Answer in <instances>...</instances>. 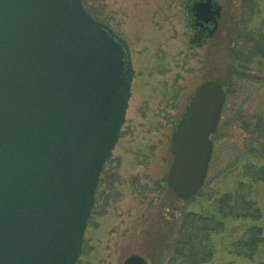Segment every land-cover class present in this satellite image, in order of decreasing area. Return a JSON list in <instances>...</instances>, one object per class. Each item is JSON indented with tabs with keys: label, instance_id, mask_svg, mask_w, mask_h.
Here are the masks:
<instances>
[{
	"label": "water",
	"instance_id": "obj_1",
	"mask_svg": "<svg viewBox=\"0 0 264 264\" xmlns=\"http://www.w3.org/2000/svg\"><path fill=\"white\" fill-rule=\"evenodd\" d=\"M213 8L191 11L209 23ZM133 73L127 43L81 0H0V264L76 263ZM225 98L204 81L177 122L165 182L179 199L205 182Z\"/></svg>",
	"mask_w": 264,
	"mask_h": 264
},
{
	"label": "rangeland",
	"instance_id": "obj_2",
	"mask_svg": "<svg viewBox=\"0 0 264 264\" xmlns=\"http://www.w3.org/2000/svg\"><path fill=\"white\" fill-rule=\"evenodd\" d=\"M194 1L87 0L94 18L127 43L134 73L124 122L101 172L75 264H122L133 254L153 264L146 255L145 239L149 230H156L151 224L159 209L175 203L165 178L177 122L199 84H222L231 69L241 70L230 47L239 0H215L222 9L219 27L200 40L194 37ZM252 1L256 14L245 30L264 34V0ZM245 72L260 82L252 85L256 92L245 108L253 111L261 104L264 108V61L254 59ZM242 129L239 124L222 129L220 140L213 145L215 152L203 188L184 203L188 211L219 219L217 198L247 181V165L264 167V156L246 154L248 136ZM237 155L238 162L230 168ZM252 198L261 210V220H223V230L210 235L213 256L207 264H264V243L251 258L238 255L232 246L252 225L260 226L264 237L261 184L253 185Z\"/></svg>",
	"mask_w": 264,
	"mask_h": 264
},
{
	"label": "trees",
	"instance_id": "obj_3",
	"mask_svg": "<svg viewBox=\"0 0 264 264\" xmlns=\"http://www.w3.org/2000/svg\"><path fill=\"white\" fill-rule=\"evenodd\" d=\"M82 4L94 17L87 0H82ZM238 9L230 47L241 70L231 69L222 83L226 91V102L223 116L216 132L211 135V141L214 145L220 140L223 128L239 124L248 136L246 141L249 150L246 154L261 158L264 156V108L262 104L253 111L245 108V104L256 92L252 85L260 82L256 76L245 71L246 66L254 59L264 61V34L247 33L245 30L246 23L256 14L252 0H239ZM239 157L240 155H237L231 162L230 168L238 162ZM244 177L247 179L246 182H239L232 192L217 198L216 210L219 219L188 211L185 204L192 198L183 200L172 193L176 198V204L172 202L171 207L159 209L158 218L151 224L155 225L156 230L155 232L149 230L145 239L146 249L149 251L146 255L150 261L153 264H207L213 256V248L209 243L210 235L223 230V220L259 222L262 214L252 198V187L254 184H261L264 187V167L247 165ZM99 184L100 180L98 186ZM96 195L97 192L95 197ZM263 243L262 228L252 225L232 246L238 255L251 258Z\"/></svg>",
	"mask_w": 264,
	"mask_h": 264
},
{
	"label": "flooded vegetation",
	"instance_id": "obj_4",
	"mask_svg": "<svg viewBox=\"0 0 264 264\" xmlns=\"http://www.w3.org/2000/svg\"><path fill=\"white\" fill-rule=\"evenodd\" d=\"M196 1H202L205 2L206 0H196ZM196 1H194L193 3H195ZM192 3V4H193ZM211 3L214 5V7L217 9L218 14L216 15L215 18V22L211 21L209 23H204L202 21H196L193 17V28L196 31V33L194 34V37L197 39H201L204 36H211L212 34H214L220 24V19H221V7L217 4V2L215 0H211ZM216 11V10H215ZM193 16V14H192ZM215 26V29L213 31V28ZM213 31V32H212Z\"/></svg>",
	"mask_w": 264,
	"mask_h": 264
}]
</instances>
